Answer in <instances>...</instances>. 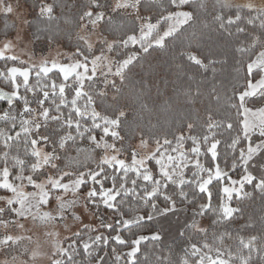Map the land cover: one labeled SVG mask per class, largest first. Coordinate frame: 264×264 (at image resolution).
Masks as SVG:
<instances>
[{
	"label": "snow or ice",
	"instance_id": "6c2138e0",
	"mask_svg": "<svg viewBox=\"0 0 264 264\" xmlns=\"http://www.w3.org/2000/svg\"><path fill=\"white\" fill-rule=\"evenodd\" d=\"M54 8L39 0L41 18L53 20ZM78 9L71 31L37 29L49 46L71 42L64 62L9 55L19 33L5 32L0 46V264L45 255L30 247L28 223L69 233L61 241L45 231L49 264H141L145 245L155 264H174L164 254L173 226L183 252L175 264H264V215L259 235L232 228L243 220L256 229L245 206L255 193L264 201V3L216 0L208 12L204 0H81ZM14 11L0 0L5 16ZM180 37L179 56L215 81L204 118H189L171 139L141 133L133 146L124 89L138 65ZM229 58L230 88L217 79ZM203 94L199 84L186 92Z\"/></svg>",
	"mask_w": 264,
	"mask_h": 264
},
{
	"label": "trees",
	"instance_id": "16d2710c",
	"mask_svg": "<svg viewBox=\"0 0 264 264\" xmlns=\"http://www.w3.org/2000/svg\"><path fill=\"white\" fill-rule=\"evenodd\" d=\"M7 1V0H5ZM19 3H23L28 11V29L31 34V38L34 42L36 49H46L49 46L43 38V32L37 33V29H51L53 32L59 30L61 33L71 31L73 29V23L76 20L78 14V5L81 0H47L48 3L55 5L53 20L49 21L47 18H41L38 13L39 0H18ZM114 2V0H113ZM161 0H156V3H160ZM166 4V0H163ZM230 3H234L228 0ZM204 3L208 7V12L212 11L213 5L216 0H204ZM202 19L211 20V16L202 15ZM121 17H116L119 21ZM125 23L130 21V17L123 16ZM13 25H16L14 28ZM17 20L10 15H0V41L5 38L4 33L7 32L12 36L17 29ZM41 35L40 40H36L35 36ZM183 41V43H182ZM70 43L66 39L63 41L62 46L64 49L71 51ZM187 41L183 37L176 40H170L168 48L165 50H158L153 52L148 60L143 62V66L138 65L134 70V73L130 77V83L124 89V96L121 100L122 105H126L125 111L128 114L127 124L129 129L135 136V139L131 141L133 146L139 142L140 135L143 133L147 136H163L168 135V138H172V133L186 123L189 118L195 120L196 116L201 117V122L205 115V108L209 106V99L207 92L211 88L212 83L215 82L212 79L211 72L205 73L202 69L194 66L187 61L186 58L179 56V52L186 47ZM11 63V62H9ZM235 61L232 58L228 59V63L221 66H217V79L219 82H223L227 87H231V81L234 76L233 66ZM3 65V61H0V66ZM189 76L194 79L189 80ZM203 81V83H201ZM200 85L201 92L204 93L194 100L186 95L189 89L193 91ZM134 86V87H133ZM0 87H4L7 90L5 82L0 81ZM142 90V92H141ZM139 96V99L137 98ZM111 101V93H109V102ZM146 105V106H145ZM6 106L5 102L0 101V108ZM211 107L217 108V105L212 102ZM2 127V124H0ZM199 130V129H198ZM155 145L150 143V146ZM83 146H87L84 142ZM190 146V142L186 147ZM203 159V158H202ZM203 162L207 163L206 159ZM239 175V169L236 173H233V177L237 178ZM247 191H252L250 186L246 187ZM216 197L214 194V203ZM245 215L253 217L257 224L254 230H244L243 220H238L236 224L232 225L233 230L241 229V234H260L259 220L261 215H264V201L261 200L260 194L255 193L254 199L248 201L245 206ZM2 231V230H0ZM172 235L166 237V243L168 247L164 249V254L169 255L172 261L175 262L183 255L182 241L173 240L175 235V227L172 228ZM226 244H232L233 241L226 240ZM168 248H171L169 253ZM151 245L142 246L141 253L138 254V258L141 264L145 261V255L148 256V264H155V255L150 251ZM5 255L0 256V261L5 259ZM8 259L11 257L8 256ZM77 259H80L78 257ZM255 259V256H254Z\"/></svg>",
	"mask_w": 264,
	"mask_h": 264
},
{
	"label": "rangeland",
	"instance_id": "374dc122",
	"mask_svg": "<svg viewBox=\"0 0 264 264\" xmlns=\"http://www.w3.org/2000/svg\"><path fill=\"white\" fill-rule=\"evenodd\" d=\"M230 1L231 2L233 1L234 3L247 2V0H230ZM253 2L256 3L257 5H260L261 3H264V0H253ZM5 3H10L13 5L15 11L9 15L15 20H17L18 23L16 31L12 36H9V38L15 37L17 33H19L21 36L24 37V40L14 49V53H9V55L16 54L17 56L20 57L21 60H25V61L29 60L30 56L32 57V60L35 62H38L42 58H47L49 60L56 58L62 62L65 61L66 56L70 54V51L64 49L62 46L57 45V46L48 47L46 49L35 48L34 42L31 38V34L28 29V24H24L20 19H18V16H22L23 19L28 20L29 11L23 3H19L18 0H7L5 1ZM17 5H19V7H17ZM0 15H3V13L0 12ZM3 40L0 41V46H2ZM138 143H136L134 146L138 145ZM154 147L155 145L153 146L149 145V149H154ZM71 154L73 156L76 155L75 152H72ZM89 219L91 218L89 217ZM85 222H88V220H86ZM69 224L72 225V222L69 221ZM26 227L31 229L30 232L26 233L27 235H31L32 237V243L30 247L36 248L37 245H39V251L45 254L38 259L37 264H49L47 256L50 255L51 251L53 250L52 248L53 238L46 236L45 231H50V230L59 231L60 232L59 239L61 241H63V238L65 236L69 235V233L64 230V226L62 224L57 225L55 229L52 228L45 229L43 227L33 226L31 223L26 224ZM73 227L75 228L76 225H73ZM1 255L2 254H0V256ZM3 260L4 259H2L1 261Z\"/></svg>",
	"mask_w": 264,
	"mask_h": 264
}]
</instances>
